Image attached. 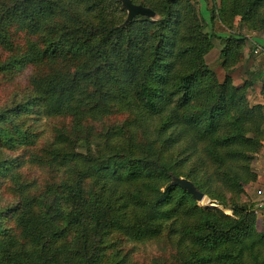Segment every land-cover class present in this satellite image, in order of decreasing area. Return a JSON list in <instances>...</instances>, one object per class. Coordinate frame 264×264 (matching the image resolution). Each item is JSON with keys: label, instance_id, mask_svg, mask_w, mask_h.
<instances>
[{"label": "trees", "instance_id": "trees-1", "mask_svg": "<svg viewBox=\"0 0 264 264\" xmlns=\"http://www.w3.org/2000/svg\"><path fill=\"white\" fill-rule=\"evenodd\" d=\"M131 1L155 17L124 25L118 0H0V86L16 84L0 150L18 153L0 159V190L17 197L0 209V264H140L126 245L152 241L153 264H264V228L240 203L264 145L254 83L206 66L211 34L191 0ZM204 3L210 22L264 32V0ZM223 42L227 70L245 37ZM41 119L58 121L50 142ZM26 163L42 186L18 173ZM173 176L232 215L198 207Z\"/></svg>", "mask_w": 264, "mask_h": 264}, {"label": "rangeland", "instance_id": "rangeland-1", "mask_svg": "<svg viewBox=\"0 0 264 264\" xmlns=\"http://www.w3.org/2000/svg\"><path fill=\"white\" fill-rule=\"evenodd\" d=\"M201 17L204 25V32L211 34L212 47L204 57L206 66L214 72L216 78L221 83L225 76L228 75L234 86L242 87L244 84L253 82L252 87L246 90V101L249 107L258 104H263L264 99L261 95L262 79L264 78V32L251 31L246 27H239L238 19L235 20L234 28L226 29L217 18L212 22L209 20V13L205 7L204 0H191ZM216 5L219 0H215ZM207 24V25H206ZM209 24V25H208ZM230 34L241 35L245 37L242 50L239 51L242 56L237 59L233 65H229L227 70L223 67V59L221 50L224 47L223 38ZM20 85L24 84L20 79ZM16 85V84H11ZM10 85V86H11ZM10 90H13L10 88ZM5 92L3 86H0V106L8 103L13 99L12 91ZM58 125L57 120L41 119L38 122V131L42 143L50 142L53 137L54 127ZM16 157L18 153H9L6 150H0V159L4 157ZM27 162V158L25 159ZM250 171L256 175V180L244 186V193L240 195V203L247 205L257 216V228H264V145L259 149L253 157L250 165ZM18 173L25 180L35 181L39 186H42L45 180L48 179V174L42 172L38 168L26 163L22 168L18 169ZM17 197L12 194L11 184L6 182L0 190V209L6 208L16 203ZM198 207L210 206L218 209H223L221 205H217L215 201L210 200L207 196L201 202H196ZM224 214L231 216L230 209H223ZM155 241L145 242L140 244L128 243L126 248L135 260L140 264H153L154 259H158V245Z\"/></svg>", "mask_w": 264, "mask_h": 264}, {"label": "water", "instance_id": "water-1", "mask_svg": "<svg viewBox=\"0 0 264 264\" xmlns=\"http://www.w3.org/2000/svg\"><path fill=\"white\" fill-rule=\"evenodd\" d=\"M118 1L121 3L122 8L127 12L124 25L132 21L136 16H143L150 19L155 17V12L148 7L134 4L131 0ZM170 185L179 187L183 191L187 192L196 202H201L205 197V195L200 192L191 181L187 179L173 176Z\"/></svg>", "mask_w": 264, "mask_h": 264}]
</instances>
